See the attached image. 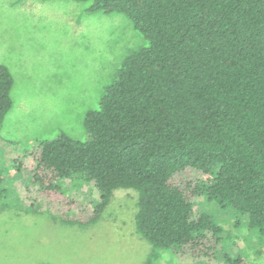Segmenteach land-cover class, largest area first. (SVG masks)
<instances>
[{
    "label": "trees",
    "instance_id": "trees-1",
    "mask_svg": "<svg viewBox=\"0 0 264 264\" xmlns=\"http://www.w3.org/2000/svg\"><path fill=\"white\" fill-rule=\"evenodd\" d=\"M74 1L88 2L89 13H124L146 44L87 112L86 141L61 132L30 143L31 186L50 216L89 227L116 190H135L136 229L150 246L144 264H161L162 251L213 259L223 229L196 212L206 196L248 217L264 260V0ZM13 85L1 64L0 123L13 107ZM20 168L15 159L6 170ZM2 174L0 212L15 194ZM68 179L97 188L93 207L71 196ZM226 256L228 264H251Z\"/></svg>",
    "mask_w": 264,
    "mask_h": 264
},
{
    "label": "rangeland",
    "instance_id": "rangeland-1",
    "mask_svg": "<svg viewBox=\"0 0 264 264\" xmlns=\"http://www.w3.org/2000/svg\"><path fill=\"white\" fill-rule=\"evenodd\" d=\"M88 4L0 0V65L14 77L13 107L0 123V170L15 191L0 212V264H144L150 247L136 229L135 190H116L100 221L80 227L53 219L52 209L31 186L36 163L30 143L61 132L86 141L87 112L98 107L124 59L146 44L127 15L89 13ZM15 159L20 171H7ZM64 186L85 205L99 200L93 184L76 187L68 179ZM195 210L222 226L220 253L194 259L162 251L161 264H228L226 255L264 264L256 253L260 235L249 230L246 215L220 208L206 196L197 199Z\"/></svg>",
    "mask_w": 264,
    "mask_h": 264
}]
</instances>
